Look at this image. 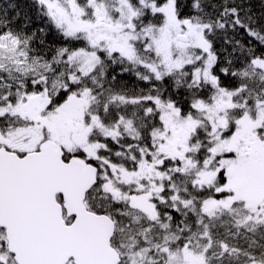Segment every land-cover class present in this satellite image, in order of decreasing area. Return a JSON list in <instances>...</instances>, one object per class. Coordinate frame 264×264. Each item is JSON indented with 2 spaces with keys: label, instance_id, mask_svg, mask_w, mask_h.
<instances>
[{
  "label": "snow or ice",
  "instance_id": "obj_1",
  "mask_svg": "<svg viewBox=\"0 0 264 264\" xmlns=\"http://www.w3.org/2000/svg\"><path fill=\"white\" fill-rule=\"evenodd\" d=\"M31 9L0 15V264H264V0Z\"/></svg>",
  "mask_w": 264,
  "mask_h": 264
},
{
  "label": "trees",
  "instance_id": "obj_2",
  "mask_svg": "<svg viewBox=\"0 0 264 264\" xmlns=\"http://www.w3.org/2000/svg\"><path fill=\"white\" fill-rule=\"evenodd\" d=\"M3 14L8 15L14 27H24L26 18L34 15L31 9V0H0V15Z\"/></svg>",
  "mask_w": 264,
  "mask_h": 264
}]
</instances>
